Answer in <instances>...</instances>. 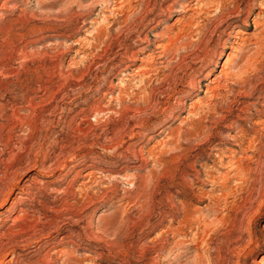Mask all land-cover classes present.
I'll return each instance as SVG.
<instances>
[{
  "label": "rangeland",
  "instance_id": "1",
  "mask_svg": "<svg viewBox=\"0 0 264 264\" xmlns=\"http://www.w3.org/2000/svg\"><path fill=\"white\" fill-rule=\"evenodd\" d=\"M181 1L0 0V157L26 141L32 156L42 150L47 168H28L5 203L0 236L22 224L15 217L23 216V207L41 228L14 242L24 261L42 258L50 244L79 243V264H264V99L258 97L264 95V24L254 20L260 7L243 23L246 10L264 0H229L224 18L212 23L213 75L226 66L236 70L249 56L251 64L243 79L221 89L226 95L214 99L216 110L200 113L193 104L208 101L212 75L202 74V86L190 88L203 56L197 27H187L181 38L186 62L175 67L173 80L154 64L140 77L143 63L132 60L147 59L183 27ZM238 5L245 12L234 17ZM241 26L245 33L229 35ZM100 28L106 34L97 38ZM33 98L44 102L41 132L30 136L16 117L29 112ZM27 177L35 178L31 194L21 190ZM102 237L107 241L97 240Z\"/></svg>",
  "mask_w": 264,
  "mask_h": 264
},
{
  "label": "bare ground",
  "instance_id": "2",
  "mask_svg": "<svg viewBox=\"0 0 264 264\" xmlns=\"http://www.w3.org/2000/svg\"><path fill=\"white\" fill-rule=\"evenodd\" d=\"M81 1V0H80ZM175 1V0H174ZM195 0H183L182 3H180V8L184 13L183 18H180L179 21L182 22V20H184L185 18L187 19L186 21H183V27L179 28L178 31L176 33H174L173 35L168 34L167 39L164 42H160L157 46L154 54H150L147 59L145 58H133L132 60L134 61H142L140 66L138 74L140 75V77H145L147 75H149L151 73V71L153 70V64L155 65V72L156 73H160L163 72V75L165 78H170L173 80V76L175 74V67H177L179 69V67H182L184 65V62H186V60H184V58L186 59L185 55H183V53H180L181 48L186 47L185 45L181 44V38L182 36L185 34V31L189 32L188 30L190 29H186L187 27L191 28L192 26L195 28L197 27V35L198 37H195L197 35L194 36L195 40H197V45L198 47L201 49L203 56L200 59V65H198V67L194 68V70H192L193 72L190 75V79H189V84H190V88H195V86L198 85V87H201L202 85H200L202 83V79L200 78V76L202 74H204V76L208 77L210 75L211 76V81L209 84H207V88H206V94H208V101L206 100V102L202 101V100H197L195 102V104H193L192 106L195 108V113H200L201 111H208L211 109L216 110V99L217 97H222L225 96L226 94L221 92V89H227L231 86V83L237 82L238 80H241L244 78V74L246 69H248L249 65L251 64V57L247 56L248 58L246 59V63L245 65H241L240 67H238L236 70H228L227 66L221 71L220 74H215L213 75L214 72V68L211 66L214 62V59L212 58V54H211V49H209L210 47V42H211V36L210 35L211 32V28H212V23L217 21L218 19L221 20V18H224L225 15V11H228V7L227 5H229L228 1L229 0H197V2H194ZM177 2V1H176ZM101 3V2H100ZM104 3V2H103ZM228 3V4H227ZM252 8L247 9L246 12L248 13V16L246 19H243V23L244 24H249V21L251 19V16L253 15V13H255V10L257 9V7H260V11L254 16V20L257 24L259 25H263L264 24V1H260V2H254L252 4ZM174 5H170L168 8L169 10H172L174 8ZM113 7V5H112ZM141 7V6H140ZM181 11V12H182ZM235 11H237L236 16L234 17H239L241 15H243V13L245 12L244 9L241 8V6H237V9L235 8ZM116 13V12H115ZM71 14V13H69ZM121 14V13H120ZM73 15V14H72ZM133 15V13H132ZM131 15V16H132ZM144 15V13H143ZM263 15V16H262ZM67 16V15H66ZM65 17V16H63ZM104 17V16H103ZM144 17V16H143ZM66 18V17H65ZM257 18V19H256ZM260 18V19H259ZM262 20V22H261ZM125 22V21H124ZM74 23V22H73ZM126 23V22H125ZM216 23V22H215ZM122 24V23H121ZM214 24V23H213ZM110 26V25H109ZM222 24L220 23L218 26H216L217 28L220 27L221 28ZM58 27V26H57ZM131 27V26H130ZM211 27V28H210ZM214 27V26H213ZM50 28V27H49ZM96 28V27H95ZM216 29V28H215ZM140 30V29H139ZM196 30V29H195ZM41 31V30H40ZM214 31V30H212ZM104 32V30H102L101 28L98 30V36H101L102 33ZM107 32V31H106ZM244 32L243 27L241 26V28H239L236 31V34L233 35L232 32L229 34L231 36H235V37H239V35H241ZM105 33V32H104ZM103 33V34H104ZM191 33V32H190ZM245 33V32H244ZM106 34V33H105ZM104 34V35H105ZM187 34V33H186ZM114 35V34H113ZM194 35V34H193ZM57 36V35H56ZM188 37V36H187ZM58 39V38H57ZM91 39V38H90ZM103 40V39H102ZM50 41V40H49ZM54 41V40H53ZM194 41V40H193ZM262 41V40H261ZM186 42V41H185ZM91 43V42H90ZM49 45V44H48ZM60 45V44H59ZM258 45H262L261 42H258ZM69 46V45H68ZM89 46V45H88ZM256 46V45H255ZM258 46V47H260ZM92 47V46H91ZM55 48V47H54ZM261 48V47H260ZM87 49V48H86ZM91 49V48H90ZM93 49V48H92ZM198 49V48H197ZM254 49V48H253ZM62 50V49H61ZM188 50V48H187ZM25 51V50H24ZM97 51V50H96ZM194 51V50H193ZM48 52V51H47ZM93 52V51H92ZM130 52V50H129ZM136 52V51H135ZM134 51H132L130 54H132L131 57H134L136 55ZM22 53V52H21ZM216 53V52H215ZM106 54V53H105ZM125 55V54H124ZM199 55V54H198ZM88 56V55H87ZM193 56H195L193 54ZM197 56V55H196ZM24 58V57H23ZM27 58V57H26ZM87 58V57H86ZM85 58V59H86ZM168 58H170L168 60ZM192 59V58H191ZM83 60V59H82ZM108 60V59H107ZM175 60H178L177 63H173ZM188 60V59H187ZM198 61V60H197ZM84 63V62H83ZM187 64V63H186ZM185 64V65H186ZM49 65V64H48ZM129 65V64H128ZM131 65V64H130ZM80 66V65H79ZM37 68V67H36ZM136 68V67H135ZM176 68V70H177ZM7 70V69H6ZM181 70V69H180ZM191 70V68H190ZM60 71V70H59ZM10 72V71H9ZM61 72V71H60ZM155 73V74H156ZM49 74V73H48ZM36 75V74H35ZM158 75V74H156ZM37 76V75H36ZM162 76V75H161ZM58 77V76H57ZM158 78V77H156ZM160 78V77H159ZM65 79V78H64ZM176 79V76L174 78V80ZM144 80V79H143ZM141 79V81H143ZM161 80V79H160ZM171 80V81H172ZM168 81V80H167ZM106 82V81H105ZM174 82V81H173ZM239 82V81H238ZM237 82V83H238ZM244 82V81H243ZM60 83V82H59ZM139 83V82H138ZM165 83V82H164ZM169 83V82H168ZM172 83V82H171ZM176 83V82H175ZM212 83V84H211ZM125 84V83H124ZM182 84V83H181ZM28 85V84H27ZM131 85V84H130ZM41 86V85H40ZM23 87V86H22ZM28 87V86H27ZM46 87V86H45ZM58 87V86H57ZM149 87V86H148ZM122 88V87H121ZM172 88V87H171ZM31 89V88H30ZM47 89V88H46ZM53 89V88H52ZM144 89V88H143ZM48 90V89H47ZM57 90V89H56ZM243 90V89H242ZM49 91V90H48ZM54 91V90H53ZM59 91V90H58ZM246 93L248 96L251 95V90L250 92L247 91L245 89ZM106 92V91H105ZM125 92V91H124ZM130 92V91H129ZM49 93V92H48ZM123 93V92H122ZM140 93V92H139ZM254 93V92H253ZM113 94V93H112ZM143 94V93H142ZM129 95V94H128ZM137 95V94H136ZM26 96V95H25ZM259 98H263L264 99V95L260 94V96H258ZM26 98V97H25ZM42 98V97H41ZM44 98V97H43ZM48 98V97H47ZM226 98V97H225ZM34 100L30 99L27 103V107L29 108V112L25 115H19L17 114V120L20 121V123L25 124V126L27 125L29 127V132L31 133V135H35L41 132V128L39 127V119H41L42 115H41V111L43 109V102L44 99H42L40 102H34L35 98H33ZM220 99V98H219ZM28 100V99H27ZM111 100V99H110ZM169 100V99H168ZM261 100V99H260ZM15 101V100H14ZM21 101V100H20ZM24 101V100H23ZM202 101V102H201ZM152 102V101H151ZM154 102V101H153ZM185 102V101H184ZM112 103V102H111ZM117 103V102H116ZM264 105V101L262 102ZM13 104V103H12ZM138 104V103H137ZM156 104V103H155ZM26 105V104H25ZM171 105V104H170ZM23 106V105H22ZM46 107V106H45ZM96 107V106H95ZM129 107V106H127ZM133 107V106H132ZM131 106L129 108H132ZM135 107V106H134ZM133 107V108H134ZM138 107V106H137ZM246 107V106H245ZM16 108V107H15ZM19 108V107H18ZM132 108V110H133ZM140 108V107H138ZM163 108V107H162ZM6 109V108H5ZM113 109V108H112ZM221 109V108H220ZM258 109V108H257ZM263 109V108H262ZM3 110V109H1ZM19 110V109H18ZM128 110V109H126ZM136 110V109H134ZM264 110V109H263ZM193 111V110H192ZM191 111V112H192ZM241 111V110H240ZM190 112V111H189ZM97 113V112H96ZM124 113V112H123ZM194 113V114H195ZM220 113V112H219ZM2 114V113H1ZM12 114V113H11ZM10 114V115H11ZM209 114V113H208ZM193 115V114H192ZM220 115V114H219ZM140 116V115H139ZM145 116V114H144ZM195 116V115H194ZM197 116V115H196ZM195 116V117H196ZM96 117V116H95ZM127 117V116H126ZM87 118V117H86ZM97 118V117H96ZM113 119V118H112ZM132 119V118H131ZM187 119V118H186ZM192 119V118H191ZM199 119V118H198ZM2 120V119H1ZM264 120V119H263ZM11 121V120H10ZM194 123V122H193ZM261 123V122H259ZM21 124V125H22ZM197 124L199 126V129H203L205 130L207 128V125L202 123V120L200 119L199 121H197ZM232 124H234L232 122ZM94 125V124H93ZM235 125V124H234ZM8 126V125H7ZM3 127V126H2ZM133 127V126H132ZM237 127V126H236ZM4 128V127H3ZM122 128V126H120L114 133L112 139L114 141H118L119 140V132L120 129ZM189 128V127H188ZM6 129V128H5ZM197 129V128H196ZM25 130V129H24ZM181 131V130H180ZM195 131V130H194ZM201 131V130H200ZM212 131V130H211ZM131 132V131H130ZM242 132V131H241ZM246 132V131H245ZM25 133V132H24ZM247 133V132H246ZM177 134V133H176ZM192 131L190 130V132H188V135H192ZM258 134V133H257ZM3 135V134H2ZM7 135V134H6ZM202 135V134H201ZM263 135V134H262ZM4 136V135H3ZM2 136V137H3ZM28 136V135H27ZM178 136V135H177ZM36 138V137H34ZM41 138V136H40ZM241 138V137H240ZM260 138V137H259ZM4 139V138H3ZM10 139V138H9ZM111 139V140H112ZM182 139V138H181ZM2 140V139H1ZM11 140V139H10ZM187 140V139H186ZM237 141V140H236ZM6 142V141H5ZM8 142V141H7ZM123 142V141H122ZM170 142V141H169ZM250 144H254V138L250 139ZM174 143V142H173ZM238 143V142H237ZM28 142L26 141H22V144L20 146V149L18 151H14V149H12V152L9 154V157L6 158L0 157V164H2V167H0V224L3 225L5 220H3V214L4 211L7 209L5 208V203L9 200V198L12 196V194L15 191V188L17 186H19V184H21V182L23 181V174L24 172L30 168H38L39 172H44L45 170H47L46 168V164H45V160L42 159V150L39 149L34 156L33 152L35 150H33V148L29 147ZM8 145V144H7ZM15 145V144H14ZM14 145H11L14 146ZM172 145V143L170 144ZM175 145V144H174ZM173 145V146H174ZM250 145V146H252ZM255 145V144H254ZM259 145V144H258ZM2 146V145H1ZM164 146V145H163ZM239 146V145H238ZM15 147V146H14ZM103 147V146H102ZM242 147V146H241ZM19 148V146H18ZM42 148V147H41ZM250 148V147H249ZM260 150L263 151L264 150V144L261 145ZM181 149V148H180ZM220 149V148H219ZM10 150V148H9ZM213 150V149H212ZM259 150V151H260ZM6 151V149H5ZM179 151V150H178ZM222 151V150H221ZM146 152V151H145ZM2 153V152H1ZM9 153V152H8ZM137 153V152H136ZM166 154V153H165ZM263 154V152H262ZM260 154V155H262ZM144 157V156H143ZM155 157V156H154ZM146 158V157H145ZM60 160V159H58ZM57 161V160H56ZM239 162V161H238ZM63 163V162H62ZM61 162H57V164H62ZM145 163V162H144ZM236 163V162H235ZM264 163V162H263ZM64 164V163H63ZM58 165V166H59ZM168 165V164H167ZM159 166V165H158ZM162 166V165H161ZM241 165H239L238 167L236 166V175L240 176L242 175V167L240 168ZM244 166V164H243ZM246 167V166H245ZM196 169V168H195ZM231 169V168H230ZM259 169V168H258ZM250 170V169H249ZM93 172V171H92ZM91 172V173H92ZM97 172V171H96ZM90 173V174H91ZM206 173V172H205ZM250 173V172H249ZM96 174V173H95ZM88 175V174H87ZM91 177V176H89ZM100 177V176H99ZM247 177V176H246ZM95 178V177H93ZM224 178V177H223ZM216 179V178H214ZM232 179V178H231ZM247 179V178H246ZM243 180V179H242ZM30 181V177H27L25 182L21 185V190L24 193L27 194H31V190H32V182L35 183V178H31V182ZM146 181V179H145ZM223 181V179H222ZM234 181H237V179H234ZM89 182V181H88ZM98 182V181H97ZM144 183V182H143ZM205 184V183H204ZM237 184V182H236ZM36 185V184H34ZM139 185V184H138ZM213 185V184H212ZM38 186V185H37ZM41 186V185H40ZM39 186V187H40ZM141 186V184H140ZM146 186V184L144 185ZM156 186V185H155ZM143 188V186H141ZM227 187V186H226ZM42 188V187H41ZM139 188V187H138ZM145 188V187H144ZM143 188V189H144ZM147 188V187H146ZM149 188V187H148ZM154 188V187H153ZM241 188V187H240ZM39 189V188H38ZM111 189V188H110ZM202 189V188H201ZM217 189V188H216ZM234 190V189H233ZM37 191V190H36ZM86 191V190H85ZM145 191V190H144ZM54 192V191H53ZM148 192V191H147ZM239 192V191H238ZM241 192V191H240ZM127 193V192H126ZM143 193V190L142 192ZM140 193V195H138V197H140L142 194ZM209 193V192H207ZM157 194V193H156ZM22 195V193H21ZM20 195V198L22 197ZM86 195V194H84ZM144 195V193H143ZM146 195V194H145ZM224 195V194H223ZM227 195V194H226ZM148 196V195H147ZM29 197V196H28ZM57 197V196H56ZM145 196H143L144 198ZM207 197V195H206ZM16 196L14 197L15 200ZM19 198V197H17ZM19 198V199H20ZM27 198V197H26ZM55 198V197H54ZM148 197H146L147 199ZM150 198V197H149ZM31 199V198H30ZM33 199V198H32ZM172 199V198H171ZM218 199V198H217ZM149 200V199H148ZM147 202V201H145ZM16 203V202H15ZM31 204V203H30ZM45 204V203H44ZM212 204V203H211ZM147 205V204H145ZM144 206V205H143ZM148 206V205H147ZM232 207V206H231ZM230 208V207H229ZM73 209V208H72ZM226 209V208H225ZM34 211V209H31ZM188 209L185 208V216L189 215V213H187ZM230 210V209H229ZM228 210V211H229ZM149 211V210H148ZM21 212L23 214V216L21 217L20 215L15 217V221L17 222L18 219H23L22 224L18 225L16 229H14L13 227L9 228L8 230L5 229V231L3 230V232L1 233L0 236V264H58L57 261L59 259H62L63 262L61 264H79L76 260V258L78 257L79 254V249L81 248L80 244L78 243V248H70V247H65V246H57L54 249L52 248L51 244L50 246H48V250H46V252L43 254V256H41L42 258H39L37 260H32L30 262H26L24 261V258H22V254L20 252L17 251V245L14 244V242H18L19 241V237H24L27 234H30L32 231L35 233L39 230H41L40 226L37 225V222H34L32 220V218H28V210L27 207L26 208H22ZM38 212V211H37ZM191 212V211H190ZM230 212V211H229ZM77 214V213H76ZM228 214V212H227ZM226 214V215H227ZM192 215V214H191ZM195 215V214H194ZM199 215V214H198ZM225 215V216H226ZM229 215V214H228ZM227 215V217H228ZM73 215H71L72 217ZM135 216V215H134ZM202 216V215H201ZM223 216V217H225ZM82 217V216H81ZM196 217V216H195ZM222 217V218H223ZM75 218V217H74ZM132 218V217H131ZM163 219V218H162ZM220 219V218H219ZM7 220V219H6ZM74 220V219H73ZM76 220V219H75ZM125 220V219H124ZM196 220V219H195ZM222 220V219H221ZM8 221V220H7ZM13 221V220H12ZM14 221V222H15ZM223 221V220H222ZM79 222V220H78ZM204 222V221H203ZM20 223V222H19ZM132 224V223H131ZM137 224V223H136ZM125 225V224H124ZM189 225V224H188ZM92 226V225H91ZM90 226V227H91ZM120 226V225H119ZM180 226V225H179ZM194 226V225H193ZM207 226V225H206ZM239 226V224L237 225ZM2 226H0L1 228ZM16 227V226H15ZM58 227V226H57ZM93 227V226H92ZM122 227V226H121ZM173 227V226H172ZM197 227V226H196ZM202 227V226H201ZM208 227V226H207ZM210 227V226H209ZM123 228V227H122ZM93 229V228H92ZM91 229V230H92ZM102 229V228H101ZM104 229V228H103ZM102 229V230H103ZM106 229V228H105ZM137 229V228H136ZM7 230V231H6ZM74 229H71V231L73 232ZM86 230V229H85ZM166 231V230H165ZM71 232V234H67L65 237H72L73 233ZM93 232V231H92ZM118 232V231H117ZM148 232V231H147ZM197 232V231H196ZM79 233V232H78ZM77 233V234H78ZM88 233V232H87ZM86 233V234H87ZM85 234V233H84ZM93 233H88L87 234V238L89 240L93 239L94 235H91ZM33 235V234H32ZM180 235V234H179ZM204 235V234H203ZM28 236V235H27ZM80 236V235H79ZM104 236V235H103ZM115 236V235H114ZM36 237V236H35ZM99 237V236H98ZM101 237V236H100ZM202 237V236H201ZM205 237V236H204ZM38 238V237H36ZM62 238V239H63ZM126 238V237H125ZM104 238H97V240H103ZM129 239V237H128ZM6 240V241H4ZM105 242L107 241V239H104ZM120 240V239H119ZM125 240V239H124ZM21 241V240H20ZM204 241V240H203ZM206 241V240H205ZM77 242V241H76ZM75 241H72V243H76ZM10 243V245H9ZM63 243V242H60ZM164 243V242H163ZM204 243V242H203ZM26 244V243H25ZM196 244V243H195ZM108 245H110L108 243ZM146 245V244H145ZM114 246V245H113ZM112 250V249H111ZM110 250V251H111ZM131 253V252H130ZM135 254V253H134ZM102 255V254H101ZM86 256V260L88 259V257L90 256V254L85 255ZM101 258H103V255L101 256ZM100 258V259H101ZM93 259V258H92ZM137 259V258H136ZM127 260V259H126ZM202 261V260H201ZM197 262V261H196ZM203 262V261H202ZM198 263H199V259H198ZM95 264V263H94ZM154 264V263H153ZM201 264V263H200ZM204 264V263H202ZM211 264V263H210Z\"/></svg>",
  "mask_w": 264,
  "mask_h": 264
}]
</instances>
